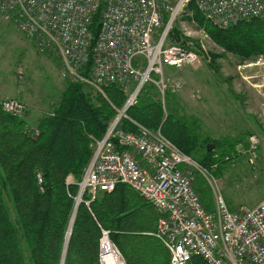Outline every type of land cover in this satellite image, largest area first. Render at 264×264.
<instances>
[{"label": "built area", "instance_id": "1", "mask_svg": "<svg viewBox=\"0 0 264 264\" xmlns=\"http://www.w3.org/2000/svg\"><path fill=\"white\" fill-rule=\"evenodd\" d=\"M191 1L0 0V13L42 52L60 55L63 78L103 94L104 88L115 85L126 94L125 105L104 137L95 140L79 189L80 193L91 187L93 196L85 202L82 193L81 202L90 205L96 190L112 192L118 184H126L158 212L155 236L170 252L171 264H192L196 256L207 264H264V197L254 208L232 212L223 196L216 194L215 211H207L194 188L195 169L204 177L206 172L192 157L160 129L135 122L137 133L121 129L122 119L128 118L127 111L138 103L146 86L155 85L165 97L167 69L201 63L198 51L171 40ZM194 1L205 19L221 30L264 19V0ZM251 68L262 72L252 83L264 100V56L244 65V70ZM180 87L174 85L176 90ZM1 107L20 117L27 111L17 99H8ZM251 141L257 149L259 139L253 136ZM109 256L116 264H126L110 232L103 229L100 264H109Z\"/></svg>", "mask_w": 264, "mask_h": 264}, {"label": "trees", "instance_id": "2", "mask_svg": "<svg viewBox=\"0 0 264 264\" xmlns=\"http://www.w3.org/2000/svg\"><path fill=\"white\" fill-rule=\"evenodd\" d=\"M188 9L194 21L227 51L244 58L264 54V19L221 30L204 18L194 0ZM99 19L95 18L96 27ZM179 35L174 29L171 37ZM104 92L93 98L85 84L67 79L59 104L34 127L25 115L13 117L0 105V264H100L103 229L110 232L126 264H171L170 252L154 235L158 212L126 184L99 193L90 205L78 206L66 245L78 183L94 154L93 141L104 137L126 103L117 86ZM127 116L121 121L122 130L137 133L133 122L160 129L186 155L194 159L199 154V162L194 160L208 172L218 171L232 159L240 143L209 152V144L220 143L192 134L175 110L162 102L155 85L144 88ZM69 180L74 182L68 184ZM191 263L207 264L197 256Z\"/></svg>", "mask_w": 264, "mask_h": 264}, {"label": "rangeland", "instance_id": "3", "mask_svg": "<svg viewBox=\"0 0 264 264\" xmlns=\"http://www.w3.org/2000/svg\"><path fill=\"white\" fill-rule=\"evenodd\" d=\"M193 17L194 13L189 9L182 14L175 25L180 35L171 40L198 51L202 61L196 66L167 69L165 77L169 87L165 97L160 95V99L175 110L192 134L219 142L215 150L221 148L222 151L225 145L240 141L235 147L236 155L218 171L208 172L202 167L206 172L204 177L195 169L194 188L203 205L214 212L216 194H219L232 212L242 207L254 208L264 197V100L252 83L262 72L252 69L254 67L244 70V65L256 62L264 54L244 58L227 51ZM61 70L62 60L58 53L42 52L31 37L0 13V97H3L0 105L8 99H17L27 109L23 118L38 123L61 100L67 86ZM175 84H180V89L176 90ZM85 90L93 98L97 96L98 91L93 87L85 85ZM253 136L260 141L257 149L251 141ZM94 143L95 140L93 150ZM194 157L196 161L200 158L199 154ZM198 168L200 170V165ZM78 197L79 191L75 206ZM77 209L72 220H75ZM72 220L66 245L74 223Z\"/></svg>", "mask_w": 264, "mask_h": 264}, {"label": "bare ground", "instance_id": "4", "mask_svg": "<svg viewBox=\"0 0 264 264\" xmlns=\"http://www.w3.org/2000/svg\"><path fill=\"white\" fill-rule=\"evenodd\" d=\"M205 18V17H204ZM173 69H176V68H173ZM95 89V88H94ZM96 91H98L97 89H95ZM99 92V91H98ZM99 93H101V92H99ZM101 94H103V93H101ZM103 95H105V94H103ZM3 109V108H2ZM4 111V110H3ZM5 112V111H4ZM6 113V112H5ZM25 113H26V111H25ZM25 113H24V115H25ZM6 114H9V115H11V116H13V117H19V118H22V117H20L19 115H15V114H12V113H6ZM23 115V116H24ZM215 150V147L210 151V152H212V151H214ZM92 160V159H91ZM84 174H85V171H84ZM83 177H84V175H83ZM37 179L41 182V179H42V174L41 173H38L37 174ZM81 183H82V180H81V182L80 183H78V187H79V189L80 188H82V186H81ZM99 191L100 190H96V196H97V194H99ZM114 191V190H113ZM112 191V192H113ZM136 192V191H135ZM82 193H83V195L84 196H86V195H88V196H90V197H92L93 196V191H92V188L91 187H85L84 188V191H83V189H81V191H80V193H79V196H82ZM101 193V192H100ZM137 193V192H136ZM138 194V193H137ZM78 201L76 202V209L78 208V206L81 204V200H80V198L78 197ZM80 203V204H79ZM83 203V202H82ZM101 233H102V231H101ZM70 234H71V232H69V234H68V237L70 236ZM107 260H108V262H109V264H116V261H115V259L112 257V256H109L108 258H107Z\"/></svg>", "mask_w": 264, "mask_h": 264}, {"label": "crops", "instance_id": "5", "mask_svg": "<svg viewBox=\"0 0 264 264\" xmlns=\"http://www.w3.org/2000/svg\"><path fill=\"white\" fill-rule=\"evenodd\" d=\"M3 97H0V100L2 99ZM7 98V97H6ZM262 99H263V97H262ZM30 122H29V124L31 125V126H36V124L37 123H35V120H32V122H31V120H29ZM195 183H196V181H195ZM156 234V233H155ZM154 234V235H155Z\"/></svg>", "mask_w": 264, "mask_h": 264}, {"label": "water", "instance_id": "6", "mask_svg": "<svg viewBox=\"0 0 264 264\" xmlns=\"http://www.w3.org/2000/svg\"><path fill=\"white\" fill-rule=\"evenodd\" d=\"M214 147H215L214 144H209V145L207 146V150L210 152Z\"/></svg>", "mask_w": 264, "mask_h": 264}]
</instances>
